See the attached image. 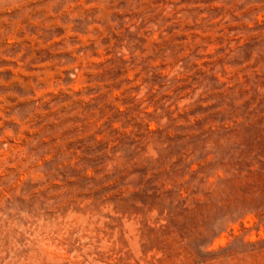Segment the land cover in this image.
Instances as JSON below:
<instances>
[{"label":"rangeland","instance_id":"374dc122","mask_svg":"<svg viewBox=\"0 0 264 264\" xmlns=\"http://www.w3.org/2000/svg\"><path fill=\"white\" fill-rule=\"evenodd\" d=\"M0 264H264V0H0Z\"/></svg>","mask_w":264,"mask_h":264}]
</instances>
